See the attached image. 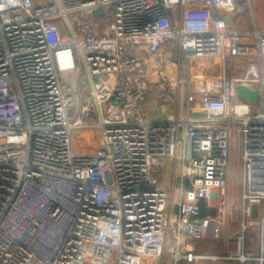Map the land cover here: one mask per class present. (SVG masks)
Here are the masks:
<instances>
[{"label":"built area","instance_id":"built-area-1","mask_svg":"<svg viewBox=\"0 0 264 264\" xmlns=\"http://www.w3.org/2000/svg\"><path fill=\"white\" fill-rule=\"evenodd\" d=\"M240 1L0 0V264H264V30L231 27ZM209 58L222 71L195 75ZM157 83L160 113L183 87L182 116L143 113ZM236 148L239 231L201 252Z\"/></svg>","mask_w":264,"mask_h":264},{"label":"rangeland","instance_id":"rangeland-1","mask_svg":"<svg viewBox=\"0 0 264 264\" xmlns=\"http://www.w3.org/2000/svg\"><path fill=\"white\" fill-rule=\"evenodd\" d=\"M237 15H238V25L237 18H235L234 23L231 25L232 28L237 29H246L249 30L255 29L256 25L264 30V0H253L252 5L250 6L247 2V0H242L238 2L237 6ZM253 15L256 17H253ZM104 25H108L109 21L104 20ZM172 56H175L176 50L172 51ZM229 67V65H228ZM192 71L195 75H201V74H219L222 71L221 64L216 63L214 59H201L197 61H193L191 63ZM230 68V67H229ZM228 68V69H229ZM234 74H239L238 70H235ZM87 78H82V81ZM183 89V87H182ZM183 92V90L181 91ZM147 115L150 117L155 116L156 114H150V112H147ZM89 135L88 133H86ZM90 136H86L83 138L81 136V133L77 135V140L83 141L84 139H87ZM95 137V136H92ZM79 142V143H80ZM93 145H96L93 144ZM89 148L92 146H88ZM240 151L238 148L233 149L232 156L230 160V164L228 166L229 171V183L227 188V198L224 200L222 204L216 205L214 207L215 211L212 213L214 216L218 217L221 221V228H222V237L219 240H214L211 238H205L198 242V246L200 247L201 252H207L209 254H223L226 253V239L229 235L236 234L239 231V216L241 214V190H242V184H241V172H240ZM180 169V160H178V167L177 170ZM179 172V171H178ZM177 172V176H178ZM171 176V172L169 174ZM169 176L166 179V184H169ZM175 188H174V200L177 199V193H178V181L179 178L177 177L175 179ZM162 184V183H161ZM254 217H257L259 214L264 213V201L259 205H254ZM258 228L251 227L247 233V249H252L254 252H258V235H257ZM220 242L223 243V245L220 244ZM224 247V251L218 252L217 250L219 248ZM223 250V249H222ZM186 264V263H183ZM197 264H226L224 261L218 260V261H212V260H204L202 262H199ZM247 264H257L256 262L250 261L247 262Z\"/></svg>","mask_w":264,"mask_h":264},{"label":"crops","instance_id":"crops-1","mask_svg":"<svg viewBox=\"0 0 264 264\" xmlns=\"http://www.w3.org/2000/svg\"><path fill=\"white\" fill-rule=\"evenodd\" d=\"M228 15H230V17H231V25L234 23L235 18H237L236 24L238 25L239 18L237 15V9ZM253 17H256V15L255 16L253 15ZM257 28H259V27L257 26ZM235 29H237V28H235ZM238 30H249V29L246 28V29H238ZM260 30H262V29H260ZM172 51H174V50L166 49L165 54L170 56V55H172V54H170V52L172 53ZM156 85L157 86H153L149 98L141 104V109H142L143 113L146 116H148L147 115L148 111L150 112V114H152V113L156 114L153 117H150V116H148V117L152 118V119H157V120H170V119H173L174 117L182 116L183 112H184V91L180 92L179 95H177L175 93V94L169 96V98H167L165 101L164 111L160 113V112H158L157 109H158L160 102L162 101V98L159 95L161 90L158 87V83ZM162 87H164V85ZM182 90L183 89L181 88V91ZM165 163H166V166H165V170L161 176V183H162L163 187L173 189L176 187L175 186V182H176L175 179L177 177L179 178V172L178 171H180V169L177 170L178 162L175 163L174 159H171L168 157L165 159ZM170 172H171V176H169ZM177 172H178V176H177ZM168 176H169V184H166V182H167L166 179L168 178ZM223 251H224V248H223ZM226 252H227V249H226ZM223 254H225V252ZM186 264H189V263H186Z\"/></svg>","mask_w":264,"mask_h":264},{"label":"water","instance_id":"water-1","mask_svg":"<svg viewBox=\"0 0 264 264\" xmlns=\"http://www.w3.org/2000/svg\"><path fill=\"white\" fill-rule=\"evenodd\" d=\"M100 13H101V10L97 12V15L100 14ZM226 20L229 23H231V17H230V15H227L226 16ZM239 92L241 94H243L245 97H247L249 100L256 99L257 94H258L256 91H251V90H249V89H247L246 87H243V86H240L239 87ZM198 114H200V113H198Z\"/></svg>","mask_w":264,"mask_h":264},{"label":"trees","instance_id":"trees-1","mask_svg":"<svg viewBox=\"0 0 264 264\" xmlns=\"http://www.w3.org/2000/svg\"><path fill=\"white\" fill-rule=\"evenodd\" d=\"M214 211H215L214 208H207V207L202 203V214H212V213H214ZM220 244L223 245L222 242H220ZM223 248H224V247L219 248L217 251L222 253V252H223V250H222Z\"/></svg>","mask_w":264,"mask_h":264},{"label":"bare ground","instance_id":"bare-ground-1","mask_svg":"<svg viewBox=\"0 0 264 264\" xmlns=\"http://www.w3.org/2000/svg\"><path fill=\"white\" fill-rule=\"evenodd\" d=\"M81 136H82L83 138H85L86 136H90V133H89V135H87L86 133H81Z\"/></svg>","mask_w":264,"mask_h":264}]
</instances>
